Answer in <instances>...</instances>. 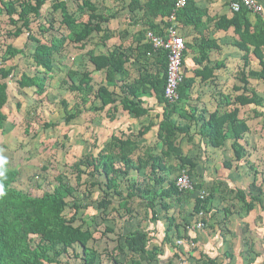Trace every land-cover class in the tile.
<instances>
[{
    "label": "trees",
    "instance_id": "trees-1",
    "mask_svg": "<svg viewBox=\"0 0 264 264\" xmlns=\"http://www.w3.org/2000/svg\"><path fill=\"white\" fill-rule=\"evenodd\" d=\"M66 1L0 0V15H5L13 28L8 36L16 38L25 33L27 41L34 43L31 53L33 62L31 74L21 73L14 76V67L6 63L18 54H22L24 50L4 40L5 45L2 46L4 50L0 64L1 135L5 133L7 127L13 128L5 110L10 98L6 79H14V87H17L24 95H26V89L32 90L31 94L38 98V100L34 99L35 102L38 101L40 104L55 68V55H60L64 51L63 46L66 42L77 49H84L85 43L93 33L99 34L98 44L103 46L111 38L109 31L102 25L114 18L117 15L116 12L110 14L99 12L91 0H80V3L76 5L77 16H75L68 11ZM108 1L116 4L123 3V0ZM46 5L49 7L50 15L59 14L58 29H64L57 36L50 35L49 40L43 35L34 33L31 29V22L42 17V11ZM173 6L174 0H146L145 2L129 0L125 5L129 13L133 14L136 9L143 11L141 16L143 29L132 35L131 44L127 47L122 44L114 45L107 53L95 54L93 51H87L88 60L93 65L94 71L105 70V82L94 88L90 84V73L82 72L79 83H75L73 78L78 73L69 69L66 77L73 82L68 88L80 97L73 106H69L64 100L58 101L62 121L68 124L72 119L80 116L82 112L80 106L85 105L89 98L99 101V105L93 110L106 112V116H109L111 120L114 118L115 104L120 105L121 109L133 118L145 117L150 107L146 106L142 97L154 94L157 102L162 106L156 115V138L162 148L157 153L153 147H150L136 154L138 145L134 136L125 130H119L112 133L95 154L84 153L71 163L69 168L75 174V186L63 182L61 177L56 176L55 180L58 185L52 191H43L41 196L30 195L12 186L17 170H5V163L0 155V264H62L58 258L67 255V249L72 245L79 248L77 253H73L74 259L79 261L78 264H98V254L88 245L94 237L97 226L96 218L92 215L86 216V219L78 216V210L85 206L81 204L84 200L80 199L78 203L70 206L72 211L66 218L63 211L68 203L62 196V192L67 197L73 196L75 192L86 197L96 186H102L104 192L96 206L102 211L101 214H105L113 199L121 195L119 187L115 185L116 180L127 177L133 171L138 176L126 183L127 198H139L150 215V222L159 223L162 219L166 225L160 244H152L154 237L149 231L138 228L124 234L118 233L114 252L127 253L131 264L154 262L162 254L161 245L171 241L172 232L175 234L174 237L181 236V224L175 223L173 215L169 213L173 203L180 204L185 195H194L192 212L201 216L211 212L216 201L217 185H212L208 193L202 197L199 193H194L195 190L201 189V184L192 183L196 163L183 155L177 146V137L181 134H189L192 125L199 136L214 147H220L227 139L232 141L231 149L236 165L227 160L223 161V166L230 169V167H237L238 163L244 160L248 168L253 171V178L245 189L235 188L233 190L235 199L241 203L246 215L255 210L257 206L262 207L264 172H258L259 167L247 159L250 157L245 148L247 127L245 119L241 116V108L252 105L254 106L251 109L253 116L264 118V98L249 85V79L264 82V20L258 14H254L251 20L249 17L251 11L241 8L233 12L230 18L219 17L215 21L216 23L219 20V24H216L219 28L233 26L237 38H233L230 42L242 52L243 65L235 74L238 85L233 86L232 90L236 94L231 96L217 91L218 100L215 109L207 112L204 107L199 108L190 103V92L194 82L192 77L183 75L177 88L178 98L174 102H168L164 98L166 53L163 50H154L146 33L161 35L162 29L152 21V18L158 15L168 17ZM203 13L204 10L195 6L194 0H187L186 6L176 14V23L199 27ZM130 22H135L133 17ZM53 24L54 19L44 16L43 23H38V33H46ZM201 44V47L210 45L207 42ZM156 53L155 62L160 65V68L157 72L151 73L149 59H153ZM251 54L258 60V70L248 68ZM135 61L141 63L142 66L139 76L127 83L126 64ZM204 71H208L207 74ZM195 75H200L201 80L213 77L212 72L206 66L202 71L196 70ZM109 87L117 88L119 95L109 90ZM16 107H19L18 103ZM256 107L262 108L263 111H258ZM174 116L182 121H177ZM53 124L56 123L46 122L43 126L49 128ZM152 124L149 122L146 128H140L135 136H143ZM29 127V124L28 126L25 124L24 132H27ZM170 157L179 163L177 174L174 173V167L172 168V165L165 161ZM182 173L190 179V189L180 188L176 184V178ZM259 175L263 176L260 183L256 177ZM81 185L82 189L79 188ZM156 208H159L160 212ZM125 211L129 213L128 208ZM230 215L231 213L226 211L222 218L224 224ZM77 220H80V224L75 226L73 223ZM197 222L206 224L202 216ZM191 243H195V240L189 239V244ZM248 246L251 249L253 244L249 243ZM187 255L193 259L194 264H214L212 259H207L201 252L197 258L193 257L189 251ZM251 261L252 259L248 258L247 264ZM111 264L120 263L111 257Z\"/></svg>",
    "mask_w": 264,
    "mask_h": 264
},
{
    "label": "rangeland",
    "instance_id": "rangeland-1",
    "mask_svg": "<svg viewBox=\"0 0 264 264\" xmlns=\"http://www.w3.org/2000/svg\"><path fill=\"white\" fill-rule=\"evenodd\" d=\"M125 1L123 0V2ZM91 2L97 6L99 11L106 8L117 11V17L110 21L108 29L115 35H119L122 29L125 28L122 25L128 23L124 5L113 6L107 0H91ZM79 3L80 0H67L68 11L77 16L76 5ZM44 16L54 19V24L46 33L39 34L37 31L38 23H43ZM59 19L58 13L50 15L49 7L46 5L42 11V17L31 22V29L34 33L43 35L49 40L50 35L57 36L59 32L64 31V29H58ZM105 26L106 24L103 27ZM130 29H133V27ZM11 30L13 28L8 23L7 17L0 15V64L4 50L2 46L5 45V40L14 47L23 48L24 50L22 54H18L6 63L7 65L12 64L14 67L13 75L31 74L33 66L31 53L34 49V43L27 41L25 33L16 38L9 37L8 34ZM101 49L102 47L98 44V37L95 34L85 43L84 49H76L69 42H66L63 46L64 51L60 55H55V68L51 79L48 81L46 91L42 95L40 104L38 101L35 102L34 99L38 100V98L31 94L32 90L26 89V95H24L17 87H14V79H9L10 83L8 79L5 80L8 82L10 94L5 110L13 128L7 127L5 133L0 134V155L5 163V170H17V176L14 183H12V186L16 189L30 195L41 196L43 191H52L58 185L55 180L56 176L61 177L63 182L75 186V174L69 168L75 159L80 158L84 153L95 154L114 132L125 130L133 136L137 134L139 126L127 115L122 114L120 107L115 110L114 118L111 120L109 116H106V112L93 110L95 105L92 98L88 99V104L81 105L82 114L79 117L72 119L68 124L62 121L58 101L64 100L69 106H72L80 97L79 94L69 90V84L73 81L79 83L82 72L91 74L90 84L94 88L102 83L103 73L93 71L87 56L88 50L100 51ZM69 69L78 73L73 81H69L66 77ZM255 86L256 88L258 86L264 98V83ZM112 90L119 95L117 88L114 87ZM233 94H235L234 91ZM17 103L19 104L18 108L16 107ZM195 103H197V100ZM250 107L241 108V116L244 119L251 114L252 108ZM263 120V117L253 116L245 123L250 129L245 135L247 140L245 148L250 155L247 159L253 162V165L259 167L258 172H264ZM46 122H55L57 125L53 124L49 128H44L43 124ZM132 123H135L133 127L130 126ZM25 124L26 126L30 125L27 132H24ZM155 138V135H150L140 140V150L137 153L150 147H155V151L159 152ZM190 150L191 152H188V155L193 156L197 163L192 183L201 184V189L195 190L194 193L198 194L201 191L208 193L212 185H217L216 201L211 212L201 215L206 224L199 229L196 228V223L201 216L192 212L194 195H185L180 204L173 203L169 213L173 215L175 223L181 224V236L174 237L175 234L172 232L171 241L161 245L162 254L150 264H179V262L194 264L193 259L189 258L185 251L186 246L187 251H191L190 249L194 246L192 244L188 245L189 239H192L191 237L199 238V244L195 245L199 250L207 255H213H210L211 257L218 256L225 249L224 238L228 236L226 234L229 231L235 233L231 244L236 250L239 249L244 252L249 243L253 244L254 250H264V194L261 196L263 208L259 205L250 214L246 215L241 203L235 199L233 192L235 188L245 189L247 187L253 178V171L248 168L244 161L238 163L237 167H230V169L223 166V161L230 160L233 157L229 144L210 151L206 149V152L196 150L195 153H192V149ZM42 167L46 170H43ZM173 167L174 173L177 174L178 165H172ZM136 176L138 174L133 171L127 177L116 180L115 185L119 187L121 195L113 199L105 214H101L102 211L96 206L97 201L104 192L102 186H96L86 197L81 196L78 192H75L71 197H67L62 192V196L65 197L68 203L63 211L66 218L69 217L72 211L70 206L78 203V199L84 200L81 204L85 205L78 210V216L86 219V216L90 217L92 215L96 218L97 226L93 234L94 237L88 245L98 254V264H111V257H114L120 264H131L127 253L114 252L118 233L124 234L138 228L149 231L150 235L154 237L152 244H160L162 240L165 222L162 219L159 223L150 222V215L143 202L137 197L128 199L126 196L125 185L127 182L134 180ZM256 177L258 183H260L263 176ZM79 188L82 189V185ZM127 208L129 213L125 211ZM156 210L160 212L159 208H156ZM226 211L231 215L224 224L222 218ZM79 221L77 220L73 224L77 226L80 224ZM184 223H186L185 226ZM201 235H204V240H202ZM180 237H183V239ZM178 239H180L179 244L177 243ZM205 242H208V244L203 247L202 244L205 245ZM67 251V255L60 256L58 260L62 264H78L79 261L74 259L73 253H77L79 248L72 245Z\"/></svg>",
    "mask_w": 264,
    "mask_h": 264
},
{
    "label": "crops",
    "instance_id": "crops-1",
    "mask_svg": "<svg viewBox=\"0 0 264 264\" xmlns=\"http://www.w3.org/2000/svg\"><path fill=\"white\" fill-rule=\"evenodd\" d=\"M128 1L129 0H126L125 2L120 3V4L112 3L111 1H109L113 6H121V5L123 6L124 5V10L126 12L125 16H126V20L128 21V23L125 25H122L125 28L122 27L123 29L121 33H119V35H115L108 28L111 23L110 21L111 20L113 21L114 19H116L117 15L114 18L110 19L108 23H105L107 27L106 26L103 27L105 24H103L102 27L109 31V33L111 34V38L108 39V42L106 43L105 46L99 44L102 47L100 51H94V50H88V51H93L95 54L100 53V52L107 53V51H111L114 45L116 46L118 44H122L124 47H127L131 44L132 35L138 33L139 31L143 29V24H142L143 21L141 18L143 11L140 9H136L133 14L129 13L128 9L125 7ZM140 1L145 2L146 0H140ZM233 1L235 0H194L195 6L198 9L204 10V13L200 18L201 25L199 24V27H195L193 25H182L181 23H177L179 33L181 34L185 42V50H184L183 62H182L183 63L182 64L183 74L187 77L194 78V82H193L191 92H190V96H191L190 103L197 105L199 108L204 107L207 112H211L215 109V106L218 100V95L216 94L217 91H221L223 94H230L232 96L233 86L238 85V81L236 80V77H235L236 71L239 68H241L243 65L242 60H241L242 52L230 42L231 40H233V38H237V35L234 33L233 26H228L227 28H223V27L219 28L217 27L218 25H216V24H219L218 23L219 20L215 23V21L219 17H226V18L231 17L234 11L231 9L230 4ZM256 1L264 6V0H256ZM99 12H104L107 14L108 13L110 14L113 12L117 13L116 10H111L109 8L108 9L106 8L103 11H99ZM132 17H133V20L135 21L134 23L130 22ZM249 17L251 20H253L254 13L250 12ZM152 21L158 24L157 26H159V28L162 29L161 36L165 35L166 29L171 24L169 22L168 17L165 18L159 15L152 18ZM221 24H222V21H221ZM131 27H133V29H130ZM94 34L97 37L99 35V34L93 33L92 37ZM204 42H207L210 45H207L206 47L205 46L201 47L202 46L201 43H204ZM153 57H152L153 59H149L150 61L149 69L151 73L157 72V70L160 68V65L155 62L157 53ZM204 66L209 68V70L213 74V77L201 80L200 75H195V71L196 70L202 71ZM141 67H142L141 63H139L138 61L126 64L125 68L127 69V74H128L126 78L127 83L138 78ZM248 68L253 69V70L259 69L258 60L252 54L250 55V62H249ZM93 71H94V67H93ZM95 72L103 73L102 83H104L105 82V70L95 71ZM204 72L205 74H207L208 71L207 72L204 71ZM262 83L264 82L261 80L249 79V85L252 88H254V90L260 96L263 97L261 90L258 88V86L257 88L255 86L258 84H262ZM112 88L114 87H109V90H112ZM142 99L144 100L146 106L150 107V110L147 116L141 117V118L131 117L130 115H128V113H126L125 111L121 109L120 105L115 104L116 109L120 107L119 109H121L122 114L127 115V117H129L130 119H132V121L137 123V125L139 126V129L146 128L149 122L153 123L152 126L149 128V130L143 136H139V137L134 136V139L136 140L137 145H138L137 152L140 150L139 148L140 140H142L143 138L145 139L146 136H150V135L156 136V131H157L156 115L160 112L161 107H162L161 104L157 102L156 98L154 97V94H150V96H143ZM196 100H197V103H195ZM93 102L95 106L99 105V101L97 99L93 100ZM88 103L89 102L87 101L86 104ZM250 108L253 109L254 106L251 105ZM80 109L82 110L81 106H80ZM256 109L258 111H263V109L260 107H256ZM250 117H253L252 112L251 114L248 115V117L247 116L245 117L246 118L245 123H247ZM258 118H261V117H258ZM174 119H177V121H182V120H179L177 116H174ZM135 123H132V125L130 126L133 127V124ZM245 125L247 127V131L245 135H247L250 129L247 126V124ZM155 139L157 140V138ZM183 140H185L184 143H183ZM176 142L182 154L189 157L195 163L196 161L195 159H193L194 157L191 155H188V152H191L190 149H192V153H195L196 150L198 152H200L201 150L202 152H206V149L207 151H210L211 149L222 148V147H225L227 144H229V148L232 152V156H234L233 151L231 149L232 141L230 139L225 140L223 145H221L220 147H214L210 145L207 142V140L202 139L199 136V134L196 131V128L193 125L191 126L189 134L179 135L177 137ZM156 146H158L159 150L160 148H162L161 144H159L158 141H157ZM153 150L155 151V147H153ZM136 154H139V153H136ZM233 159L234 157H232V159H230L229 161H231L232 164L234 163L236 164V162H234ZM165 161H167V163L170 165H174V166L179 165V163L176 160H174L173 157H170L166 159ZM243 161H240L239 163H242ZM193 229H195V227H193ZM226 235L228 236L224 238L225 249L223 252L220 253V255H218L219 257L217 255L214 257H211L213 255L211 254H210L211 256L207 255L205 252L199 250L197 247H195V245L199 244V238L191 237V236L190 237L192 239L194 238L195 243L193 244L191 243L194 246L192 249H190L191 251L189 252H191L192 256L195 258L199 257L198 254L201 252L202 254H204V256L207 259H212L214 261V264H247L248 258L252 259L250 264H264V250L262 249L259 251L254 250L253 246L251 249L248 246V248H246L244 252L239 249L236 250V248L233 247V245L231 244V241L233 240L232 237L235 235V233L232 231H229V233ZM201 238L202 240H204L203 239L204 235H201ZM179 240L180 239L177 240V243ZM191 244L188 243V245H191ZM206 244H208V242H205V245L202 244L203 247H206ZM187 250L188 249L186 246L185 251L188 252Z\"/></svg>",
    "mask_w": 264,
    "mask_h": 264
},
{
    "label": "built area",
    "instance_id": "built-area-1",
    "mask_svg": "<svg viewBox=\"0 0 264 264\" xmlns=\"http://www.w3.org/2000/svg\"><path fill=\"white\" fill-rule=\"evenodd\" d=\"M187 0H174L173 9L168 16L171 23L165 31V35H155L152 32H147L146 37L151 42L154 50H163L166 53V76L164 85V98L168 102H174L178 98L177 88L183 77L182 61L185 50V42L181 34L179 33L176 14L179 10L186 6ZM231 9L234 12L239 11L241 8H245L254 14L260 15L264 20V8L256 0H235L230 4ZM176 184L180 188L190 189L191 181L184 173L180 174L176 178ZM206 194L205 191H201L199 195L201 197ZM203 224L201 222L196 223V228H201ZM178 243H180L178 241ZM183 264V262H179Z\"/></svg>",
    "mask_w": 264,
    "mask_h": 264
}]
</instances>
